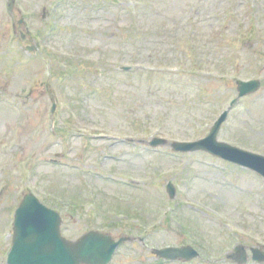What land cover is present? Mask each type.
Here are the masks:
<instances>
[{"label":"rangeland","instance_id":"374dc122","mask_svg":"<svg viewBox=\"0 0 264 264\" xmlns=\"http://www.w3.org/2000/svg\"><path fill=\"white\" fill-rule=\"evenodd\" d=\"M102 1L15 0L25 23L14 25L0 0V264L29 191L62 213L73 240L144 234L149 247L195 246L202 259L188 264H237L225 256L239 243L264 250V178L204 152L149 147L153 136L205 137L236 81L257 79L218 139L264 154V18L252 0H233L235 18L230 0L202 10L201 0ZM252 2L264 11V0ZM160 262L135 241L111 264H184Z\"/></svg>","mask_w":264,"mask_h":264},{"label":"water","instance_id":"95a60500","mask_svg":"<svg viewBox=\"0 0 264 264\" xmlns=\"http://www.w3.org/2000/svg\"><path fill=\"white\" fill-rule=\"evenodd\" d=\"M14 0H11V10ZM239 97L255 92L260 87L257 80L239 82ZM226 113L219 119L210 135L195 143H176V150H205L229 162L254 170L264 176V156L239 149L226 143L217 142V134ZM164 144L155 139L153 145ZM171 196L173 189L168 187ZM61 219L57 212L47 208L32 194H27L15 215L13 246L8 264H108L116 248L125 239L115 242L108 234L91 231L73 242L61 235ZM241 248H237L239 251ZM243 250V249H242ZM254 259L264 261V254L254 250ZM166 260L184 259L190 261L198 256L192 247L165 248L155 250ZM243 257L245 255L242 254ZM245 260H241L244 262Z\"/></svg>","mask_w":264,"mask_h":264},{"label":"trees","instance_id":"16d2710c","mask_svg":"<svg viewBox=\"0 0 264 264\" xmlns=\"http://www.w3.org/2000/svg\"><path fill=\"white\" fill-rule=\"evenodd\" d=\"M101 2H103V1L101 0ZM105 5H106V4H104V5H102V4H101V5H98V6H96V9H95V10H96L97 12L101 11V10H103V9L105 8Z\"/></svg>","mask_w":264,"mask_h":264}]
</instances>
